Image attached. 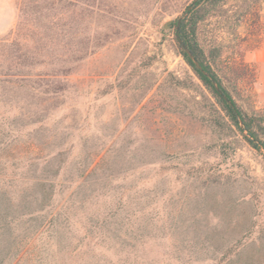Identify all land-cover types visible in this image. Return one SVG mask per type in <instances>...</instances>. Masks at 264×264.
<instances>
[{"label":"rangeland","instance_id":"obj_1","mask_svg":"<svg viewBox=\"0 0 264 264\" xmlns=\"http://www.w3.org/2000/svg\"><path fill=\"white\" fill-rule=\"evenodd\" d=\"M193 2L57 5L56 27L43 31L62 58L48 70L69 72L64 102L77 108L61 111L46 135L79 133L63 130L75 116L90 147L109 151L129 189L122 218L139 211L131 222L140 237L96 243L76 227L8 228L0 231V264H264V153L217 124L213 99L178 52L175 24ZM33 4L44 0H15L14 23L0 37L19 10L33 20ZM48 14L41 11L40 28ZM198 42L218 55L239 103L264 115V0H227L200 25ZM76 49L88 58L72 62Z\"/></svg>","mask_w":264,"mask_h":264},{"label":"trees","instance_id":"obj_2","mask_svg":"<svg viewBox=\"0 0 264 264\" xmlns=\"http://www.w3.org/2000/svg\"><path fill=\"white\" fill-rule=\"evenodd\" d=\"M226 1L194 0L184 12L179 34L182 43L176 30L175 40L179 54L213 99L217 124L235 129L250 147L264 153V115L239 103L222 80L216 63L218 55L214 50L207 53L198 42L200 25L218 16ZM60 2L33 4L35 22L19 10L15 27L0 37V231L76 227L96 243L135 242L140 228L131 218L139 211L122 218L124 193L129 189L117 178L122 167L112 164L109 151L90 147L92 135L76 128L75 116L72 125L63 130L79 133L46 135L48 128L59 121L61 111L77 108L64 102L71 94L69 72L48 70L62 55L51 52L58 41L43 30L56 27L55 12ZM43 9L51 14L45 16L48 21L40 28L37 22L42 23ZM67 56L74 63L88 58L78 49ZM68 172L75 174L68 176Z\"/></svg>","mask_w":264,"mask_h":264},{"label":"crops","instance_id":"obj_3","mask_svg":"<svg viewBox=\"0 0 264 264\" xmlns=\"http://www.w3.org/2000/svg\"><path fill=\"white\" fill-rule=\"evenodd\" d=\"M7 7L4 11L3 8ZM15 0H0V36L8 32L14 23Z\"/></svg>","mask_w":264,"mask_h":264},{"label":"water","instance_id":"obj_4","mask_svg":"<svg viewBox=\"0 0 264 264\" xmlns=\"http://www.w3.org/2000/svg\"><path fill=\"white\" fill-rule=\"evenodd\" d=\"M183 18H184V16L181 17V18L178 20V22H177V28H176V36H177V39H178V41H179L180 44L182 43V41H181V39H180V37H179V34H180V27H181V24H182ZM165 28H166V29H169V25H168V24L165 25ZM183 49H184V51L188 54V56H189L190 59L193 61V63L196 65V67H197L198 69H201V66H200L198 60L195 58V56L192 54V52L188 49V47L185 46V45H183ZM206 75H207V74H206ZM207 76H208V75H207ZM208 77H209V76H208ZM213 84H214L215 88L218 90L219 87H218L217 82H216L215 80H213Z\"/></svg>","mask_w":264,"mask_h":264}]
</instances>
